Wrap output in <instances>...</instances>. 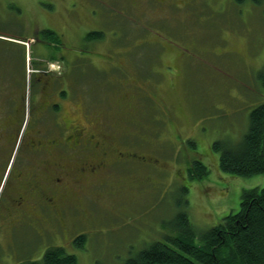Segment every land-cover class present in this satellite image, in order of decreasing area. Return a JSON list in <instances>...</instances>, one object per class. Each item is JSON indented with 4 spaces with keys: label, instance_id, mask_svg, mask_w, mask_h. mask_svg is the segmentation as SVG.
Returning a JSON list of instances; mask_svg holds the SVG:
<instances>
[{
    "label": "rangeland",
    "instance_id": "1",
    "mask_svg": "<svg viewBox=\"0 0 264 264\" xmlns=\"http://www.w3.org/2000/svg\"><path fill=\"white\" fill-rule=\"evenodd\" d=\"M91 30L100 37L86 39ZM37 61L53 63L54 73L75 63L103 131L131 153L85 187L49 240L77 264H123L153 241L168 243L180 212L197 235L237 211L243 189L264 184L263 173L221 170L212 148L236 144L264 102L262 4L0 0V83L27 79ZM195 159L207 167L201 177Z\"/></svg>",
    "mask_w": 264,
    "mask_h": 264
},
{
    "label": "flooded vegetation",
    "instance_id": "2",
    "mask_svg": "<svg viewBox=\"0 0 264 264\" xmlns=\"http://www.w3.org/2000/svg\"><path fill=\"white\" fill-rule=\"evenodd\" d=\"M69 62L54 73L53 63L37 61L27 79L0 83V264L39 260L85 187L110 164L130 161Z\"/></svg>",
    "mask_w": 264,
    "mask_h": 264
},
{
    "label": "trees",
    "instance_id": "3",
    "mask_svg": "<svg viewBox=\"0 0 264 264\" xmlns=\"http://www.w3.org/2000/svg\"><path fill=\"white\" fill-rule=\"evenodd\" d=\"M249 1L262 4L264 13V0ZM44 33L56 38L52 30ZM99 37L100 32L96 30L85 35L86 39ZM258 79L264 91V69L259 71ZM212 148L219 151L221 170L243 176L264 174V102L249 112L247 131L236 144L228 146L215 141ZM191 166L198 177L207 173V167L200 160H193ZM177 222V234L165 237L168 243L153 241L123 264H264V184L260 188L243 189L237 211L227 213L221 223L197 235L184 212L177 216ZM196 236L198 241L194 243ZM84 237V234L77 235L74 244L81 246ZM28 264L77 262L75 255L66 253L63 247L50 246L39 260Z\"/></svg>",
    "mask_w": 264,
    "mask_h": 264
}]
</instances>
